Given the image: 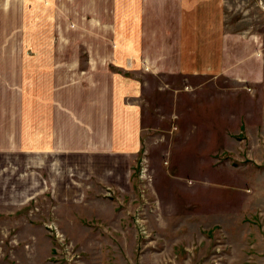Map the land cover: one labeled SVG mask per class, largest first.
<instances>
[{
  "label": "crops",
  "instance_id": "1",
  "mask_svg": "<svg viewBox=\"0 0 264 264\" xmlns=\"http://www.w3.org/2000/svg\"><path fill=\"white\" fill-rule=\"evenodd\" d=\"M228 3L0 0V156L28 184L13 217L45 210L63 233L86 211L116 216L144 147L147 77L234 74L247 37L230 31Z\"/></svg>",
  "mask_w": 264,
  "mask_h": 264
},
{
  "label": "rangeland",
  "instance_id": "2",
  "mask_svg": "<svg viewBox=\"0 0 264 264\" xmlns=\"http://www.w3.org/2000/svg\"><path fill=\"white\" fill-rule=\"evenodd\" d=\"M226 19L247 37L234 74L147 77L144 147L116 216L86 211L63 233L45 210L13 217L28 184L0 156V264H264V0H229Z\"/></svg>",
  "mask_w": 264,
  "mask_h": 264
},
{
  "label": "built area",
  "instance_id": "3",
  "mask_svg": "<svg viewBox=\"0 0 264 264\" xmlns=\"http://www.w3.org/2000/svg\"><path fill=\"white\" fill-rule=\"evenodd\" d=\"M49 228H50L53 232L58 233V231H57V229H56L55 227H53V226H49Z\"/></svg>",
  "mask_w": 264,
  "mask_h": 264
}]
</instances>
